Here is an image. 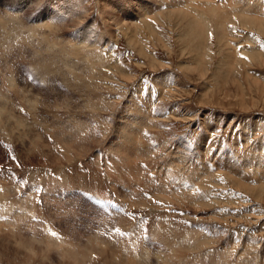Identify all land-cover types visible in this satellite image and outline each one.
<instances>
[{"label": "rangeland", "instance_id": "1", "mask_svg": "<svg viewBox=\"0 0 264 264\" xmlns=\"http://www.w3.org/2000/svg\"><path fill=\"white\" fill-rule=\"evenodd\" d=\"M0 65V264H264V0H0Z\"/></svg>", "mask_w": 264, "mask_h": 264}, {"label": "bare ground", "instance_id": "2", "mask_svg": "<svg viewBox=\"0 0 264 264\" xmlns=\"http://www.w3.org/2000/svg\"><path fill=\"white\" fill-rule=\"evenodd\" d=\"M157 1H158V0H157ZM170 1H171V0H170ZM172 1H173V0H172ZM174 1H175V0H174ZM172 6H173V5H172ZM213 11H214V10H213ZM214 12H218V11L215 10ZM195 15H196V14H195ZM197 16H198V15H197ZM214 16H215V14H214ZM217 16H218V13H217ZM221 19H222V18H221ZM200 21H201V19H200ZM195 23H196V22H195ZM192 28H193V27H192ZM201 30H202V29H201ZM198 32H200L199 29H198ZM196 33H197V32H196ZM66 51H68V50H66ZM70 51H72V50H70ZM70 51H69V52H70ZM72 52H73V51H72ZM261 60H262V59H261ZM255 61H256V60H255ZM0 66H1V65H0ZM12 85H13V84H12ZM13 88H14V87H13ZM14 90H15V89H14ZM15 91H16V90H15ZM131 112H132V111H131ZM137 112H138V110H137ZM136 114H137V113H136ZM139 115H140V114H139ZM15 117H16V116H15ZM16 118H17V117H16ZM138 121H139V120H138ZM136 122H137V121H136ZM20 123H21V122H20ZM133 123H134V122H133ZM21 125H22V124H21ZM126 128H127V127H126ZM125 132H126V131H125ZM63 139H66V138H63ZM59 141H60V140H58V142H59ZM64 143H65V142H64ZM37 144H39V143H37ZM67 144H68V146L70 147V144H72V142H71V141H68V143H67V141H66V145H67ZM73 144H74V143H73ZM73 144H72V145H73ZM72 145H71V146H72ZM64 146H65V145H64ZM37 147H38V146H37ZM40 147H41V146H40ZM65 147H67V146H65ZM67 149H68V147H67ZM69 149H70V148H69ZM55 156H56V154H55ZM55 156H54V157H55ZM50 157H51V156H50ZM57 157H58V156H56L55 158H56V159L60 158V157H58V158H57ZM70 157H71V159H72V156H70ZM51 158H52V157H51ZM60 159H61V158H60ZM53 160H54V159H52V161H53ZM69 160H70V159H69ZM72 160H73V159H72ZM261 160H262V159H261ZM55 161H57V160H55ZM58 161H59V159H58ZM58 163H59V162H58ZM51 164H52V163H51ZM53 164H54V162H53ZM56 164H57V162H56ZM201 170H202V169H201ZM258 173H259V172H258ZM78 174H79V173H78ZM237 178H238V177H237ZM260 178H261V177H260ZM240 179H241V178H240ZM83 180H84V179H83ZM236 180H237V179H236ZM261 180H262V179H261ZM67 182H68V181H67ZM3 185L6 186L5 184H3ZM247 188H248V187H247ZM164 190H165V189H164ZM7 192H10V191H7ZM7 192H6V194L8 195ZM156 193H157V192H156ZM164 193H165V192H164ZM164 193H163V195H164ZM255 193H256V192H255ZM4 194H5V193H4ZM4 194H3V195H4ZM163 195H162V196H163ZM165 195H166V194H165ZM172 195L174 196L175 194H172ZM172 195H171V197H170L171 199H172V197H173ZM169 196H170V195H169ZM169 196H168V197H169ZM6 197H8V196H6ZM165 197H166V196H165ZM174 197H175V196H174ZM178 197H179V196H178ZM175 198H177V197H175ZM175 198H173V199H175ZM0 199H2V198L0 197ZM183 199H184V198H183ZM179 200L181 201V199L178 198L177 201H179ZM187 200H188V199H187ZM175 201H176V200H175ZM177 201H176V202H177ZM184 201H185V199H184ZM139 203L141 204V202H139ZM177 203H178V202H177ZM16 204H17V203H16ZM19 204H20V203H19ZM25 205H26V204H25ZM148 206H149V205H148ZM24 207H25V206H24ZM26 207H27V206H26ZM149 207H150V206H149ZM151 207H153V209H154V206H151ZM21 216H22V215L19 214V216H18L17 218H15V221L19 220V219L21 218ZM16 219H17V220H16ZM21 219H22V218H21ZM19 221H20V220H19ZM124 222H125V221H124ZM18 226H19V224H18ZM160 234H161V233H160ZM49 238H50V237H49ZM50 239H51V238H50ZM50 239H49V240H50ZM52 239H53V238H52ZM54 239H55V238H54ZM90 239H91V238H90ZM47 240H48V239H47ZM92 240H93V239H92ZM50 241H52V240H50ZM54 241H55V240H53L52 245L54 244ZM63 241H64V239H63ZM93 241H94V240H93ZM93 241H91V242H93ZM45 242H46V241H45ZM48 242H49V241H48ZM56 242H58V241H56ZM86 242H87V241H86ZM96 242H97V241H96ZM96 242H95V243H96ZM130 242H131V241H130ZM39 243H40V242H39ZM56 244H57V243H56ZM64 244H65V245H64ZM64 244H63V242H62V244H61V246H60V248H59V251H60L61 248L64 247V246H65V248H70V249H67V252H66V250H65V252H64V253H61V254H63L65 258L67 257V259L70 260L73 264H82V263H83V264H84V263L86 264V263H87V259H88L89 256H90V255H88L87 253L91 254L92 252L97 251V253H96V255H97L98 252H99V254H101V252H102V251L100 252L101 248H100V250H98L99 247H98V248H97V247H94V248H96L97 250H95L94 248L90 247L91 249H94V251H92V250L89 251V252L86 251V252H87V253H86V252H85L86 249H84V248L81 246L82 249H84V250L82 251V249L79 248V245H78V246L74 245V246L78 247V248L80 249V251H78L79 249H78V250L76 249L77 251H76V250H73L74 248L72 247L71 242H68L67 240H66V242H64ZM90 244H91V243H90ZM92 244H93V243H92ZM96 244H97V243H96ZM41 245H42V244H41ZM48 245H49V244L47 243V246H48ZM57 245H58V244H57ZM62 245H64V246H62ZM49 246H50V245H49ZM54 246H55V244H54ZM58 246H59V245H58ZM86 246H90V245L87 244ZM95 246H98V244L95 245ZM51 247H53V246H51ZM51 247H50V250L52 249ZM55 247H56V246H55ZM57 248H58V247H57ZM57 248H56V249L54 248V249H55V252H56ZM86 248H87V247H86ZM54 249H53V250H54ZM87 249L89 250V248H87ZM103 249H105V248H103ZM103 249H102V250H103ZM108 249H109V248H108ZM46 250H47V248H46ZM53 250H52V251H53ZM63 250H64V249H63ZM63 250H62V251H63ZM105 250H106V249H105ZM105 250H104V251H105ZM109 250H110V249H109ZM109 250H108V252H109ZM113 250H114V249H113ZM35 251H36V250H35ZM75 251H76V252H75ZM104 251H103V252H104ZM106 251H107V250H106ZM138 251H139V250H138ZM31 252H32V250H31ZM60 252H61V251H60ZM60 252H59V253H60ZM90 252H91V253H90ZM103 252H102V253H103ZM112 252H113V251H112ZM33 253H34V252H33ZM35 254H37V253H35ZM39 254H40V253H39ZM114 254H115V253H114ZM59 255H60V254H59ZM92 255H93V257H94V254H93V253H92ZM103 255H104V254H103ZM108 255H109V254H108ZM112 255H113V254H112ZM221 255H222V254H221ZM224 255H225V254H224ZM31 256H32V253H31ZM42 256H43V255H42ZM101 256H102V254H101ZM110 256H111V255H110ZM226 256H227V254H226ZM226 256H225V257H226ZM45 257H46V256H45ZM59 257H60V256H59ZM62 257H63V256H62ZM64 257H63V258H64ZM90 257H91V256H90ZM48 258H49V257H48ZM100 258H101V257H100ZM102 258H103V257H102ZM114 258H115V257H114ZM131 259H132V258H131ZM137 259H138V258H137ZM137 259H136V261H135V259H134V260H133V259L130 260V261L128 262V264H136L135 262H138ZM61 260H62V259H61ZM65 260H66V259H65ZM65 260L63 259L64 262H65ZM89 260H90V258H89ZM107 260H108V259H107ZM128 260H129V259H128ZM103 261H104V260H103ZM111 262H114V259H113ZM111 262H110V263H111ZM112 264H113V263H112ZM218 264H221V263L219 262Z\"/></svg>", "mask_w": 264, "mask_h": 264}, {"label": "snow or ice", "instance_id": "3", "mask_svg": "<svg viewBox=\"0 0 264 264\" xmlns=\"http://www.w3.org/2000/svg\"><path fill=\"white\" fill-rule=\"evenodd\" d=\"M116 231L119 232V229H117Z\"/></svg>", "mask_w": 264, "mask_h": 264}]
</instances>
